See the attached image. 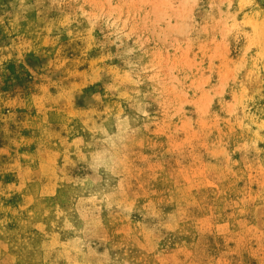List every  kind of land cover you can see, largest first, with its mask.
Wrapping results in <instances>:
<instances>
[{
  "label": "rangeland",
  "instance_id": "374dc122",
  "mask_svg": "<svg viewBox=\"0 0 264 264\" xmlns=\"http://www.w3.org/2000/svg\"><path fill=\"white\" fill-rule=\"evenodd\" d=\"M0 264H264V0H0Z\"/></svg>",
  "mask_w": 264,
  "mask_h": 264
}]
</instances>
